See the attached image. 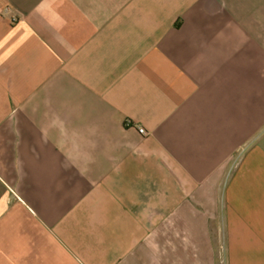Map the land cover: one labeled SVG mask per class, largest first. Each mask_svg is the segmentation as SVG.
Wrapping results in <instances>:
<instances>
[{
  "label": "crops",
  "instance_id": "1",
  "mask_svg": "<svg viewBox=\"0 0 264 264\" xmlns=\"http://www.w3.org/2000/svg\"><path fill=\"white\" fill-rule=\"evenodd\" d=\"M0 264H264V0H0Z\"/></svg>",
  "mask_w": 264,
  "mask_h": 264
},
{
  "label": "built area",
  "instance_id": "2",
  "mask_svg": "<svg viewBox=\"0 0 264 264\" xmlns=\"http://www.w3.org/2000/svg\"><path fill=\"white\" fill-rule=\"evenodd\" d=\"M127 125H131L130 122H126ZM136 130L138 132V134L140 135H146V131L142 128V127H136Z\"/></svg>",
  "mask_w": 264,
  "mask_h": 264
}]
</instances>
